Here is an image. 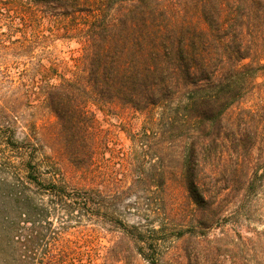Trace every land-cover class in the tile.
<instances>
[{"label":"trees","instance_id":"trees-1","mask_svg":"<svg viewBox=\"0 0 264 264\" xmlns=\"http://www.w3.org/2000/svg\"><path fill=\"white\" fill-rule=\"evenodd\" d=\"M57 39L79 45L72 63L54 55ZM262 55L264 0H0L3 72L21 68L20 86L57 118L43 140L0 101V264H165L185 204L197 237L253 222L264 101H243ZM112 109L129 149L100 125L96 110ZM109 148L117 172L99 164ZM176 159L182 204L167 192Z\"/></svg>","mask_w":264,"mask_h":264},{"label":"rangeland","instance_id":"rangeland-1","mask_svg":"<svg viewBox=\"0 0 264 264\" xmlns=\"http://www.w3.org/2000/svg\"><path fill=\"white\" fill-rule=\"evenodd\" d=\"M79 45L74 41H68L64 39H57L53 42L51 48L57 58L65 60L68 63H72L71 56ZM264 58V55H262ZM246 63L251 60L245 61ZM4 65L0 62V101L4 104L15 105V112L26 123L35 122L37 128L41 133L43 140H47V130L44 127L50 123H56L57 118L50 112L45 106H37L35 95L33 94L35 86L32 84L29 86V93L25 90V86H20V78L18 72L21 68H9V73H5ZM256 89L250 92L243 104L251 107L258 105L264 101V72L259 73L256 79ZM33 90V92H32ZM40 91L37 89L35 92ZM96 109V108H95ZM100 125L108 136L111 137V147H114L113 143H117L118 146L125 149H129L131 142L127 136V132L121 128L122 117L119 109L112 110H96ZM127 115L130 113L127 112ZM132 128L137 129L140 126V118H135L132 121ZM111 149L101 150L99 153V164L104 166L108 164L111 171H118L116 156ZM168 185L167 192L169 197L175 203H184L186 191L180 178L181 160L176 159L168 162ZM231 200V199H230ZM253 209L255 213L253 215V222H243V227H234L231 223H224L222 226H215L204 237H197L194 235L190 227L195 224V219L189 218L192 215V207L180 205L182 208V215L180 217L172 218V221L177 226H182L184 232L178 237L169 236L166 239L164 247H162L161 260L165 264H218L219 260H222L224 264H264V188L260 191L259 197L254 202ZM233 206L224 202L223 208L217 215L225 214L227 210H230ZM215 211V212H216ZM196 217L203 215V210L195 211ZM129 219L134 218L132 215L127 214ZM158 226V225H157ZM177 229L176 232H178ZM241 233V235H240ZM108 238L112 239V243L118 241L117 237L109 235ZM200 240H199V239ZM198 241H202L199 244ZM213 241V242H212ZM245 241L247 245H244ZM215 248H218L216 250ZM230 250V251H228ZM219 253L224 254L217 256ZM228 254L232 255L229 256ZM232 258V261L227 262L226 258ZM136 264H148L140 256H135ZM229 258V259H230Z\"/></svg>","mask_w":264,"mask_h":264}]
</instances>
